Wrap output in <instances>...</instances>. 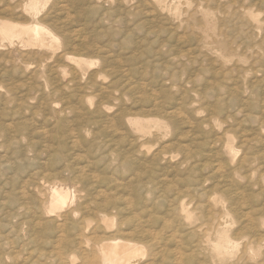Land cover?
<instances>
[{"label": "bare ground", "instance_id": "bare-ground-1", "mask_svg": "<svg viewBox=\"0 0 264 264\" xmlns=\"http://www.w3.org/2000/svg\"><path fill=\"white\" fill-rule=\"evenodd\" d=\"M50 1L51 0H23L21 3H19V5L15 3L16 6H18L16 8L17 9L19 8L21 13L26 15L27 17L26 21L20 22V21H15L18 18L16 19L14 18L15 19L14 20V19L0 17V50H3V48H5V50L8 49L6 52L4 51L2 53L0 52V57H1L0 59L2 60L4 59L8 63H15V57L17 56L20 57L21 55L24 56L27 53L35 57L37 56L36 58L41 57L40 58L41 59L40 64H41V63H46L50 59H53L55 56H57L58 53L56 50H58L60 47H63V49L65 50L64 47H69L74 45V41H75L74 36L71 34L72 32L70 30L69 33L64 31L65 29L63 28L64 26L62 25L63 21L60 22L62 23L61 25L63 26L61 27L58 25L59 24L57 23L58 21L56 22L55 19L51 20L53 18L52 16L51 18L49 14L46 15L43 14V11H45V8L47 7ZM61 1L63 2V0ZM138 1H146V0H138ZM147 1H149L150 4L152 3L154 7H156L155 10L158 9V11L176 17L182 23L193 22V24L190 23V27H189V29L193 33L192 40L190 41L191 43L192 42L194 43L193 48L195 50L199 49V50L209 51L212 54H214L218 59L222 60V62H224L225 64H229L232 61V58H234L235 54L237 53V50L231 49L230 47L231 43L228 44L226 42L227 38L226 40L224 38V36H229L235 33L232 32L233 30H231L232 34L226 35L229 31L228 28L230 27L229 23L231 22V19H234L238 16V21H239L238 23L240 24L246 23L243 24L246 25V27H248L247 24H249L250 25L249 27H251L252 31L254 30L259 32L264 31V20L260 19V14L257 13L251 5L245 6L244 4H241L243 2L239 4L238 9L234 7L235 9H233L232 12L233 14H231L230 16L226 15V11L225 13L221 14L222 11L219 10L221 14L220 16L221 20L218 17L217 10L216 11L213 10V8H215L216 5L213 8L211 7L212 5L210 6V4H212L216 0H202V2L204 1L206 3L203 4L202 2H199L198 5L197 4L194 5L197 7H194L192 3L187 2L188 9L185 8V11L187 10L186 12H188L187 18L186 20L185 18L184 20H182L181 19L182 10L180 6L181 0H147ZM252 1H253L252 4L257 3L254 2V0ZM234 2L236 4L239 3L238 0H235ZM58 3L60 4L61 2L58 1ZM58 3H56V6L58 5ZM230 3H232V1ZM230 3L228 2L227 4ZM233 3L232 5H236L235 3L234 4ZM262 3L263 1L261 2V4ZM144 5L146 6V4ZM224 5H222V7ZM149 8L151 9V7ZM65 10L67 11V9ZM149 12L151 13V11ZM184 13L185 12H183V14ZM197 15L200 18H197ZM152 17H157V16L154 15ZM10 18H13V16H10ZM56 18L58 20V17ZM159 18L161 19V17ZM171 19L173 20V18ZM151 21L152 20H150V23ZM159 26L161 25L159 24ZM149 28L152 29L153 27L152 28L149 27ZM231 28L232 27H230V29ZM154 30H156V28ZM160 30L163 31V29ZM167 30H170V28ZM165 32L167 31L165 30ZM182 32H180V34ZM253 33L255 34L256 32ZM146 34H151V33L147 32ZM159 35H161L160 32ZM175 36L176 35H174V37ZM239 36L240 35L238 34V37ZM185 38L183 39L186 40ZM254 38L252 35V38L250 39H254ZM157 39H159V36ZM241 39H243V42L248 41V40H244V38ZM235 40L237 41L236 36H235ZM235 40L233 41V43L235 42ZM186 41L189 43L188 40ZM86 43L84 44V47L87 50L89 49L94 50L95 49L94 47H97L95 45H88ZM176 43H179V41ZM263 43L264 42H262V44ZM169 44L170 43L163 40V42L160 43V47L161 48L165 47L166 49L172 48L173 46ZM183 46H185V44L184 45L182 44L181 47ZM176 47L177 46H175V48ZM181 47H179L178 50H180ZM245 48L243 47V49ZM252 48L254 49V46ZM241 53L242 55L245 56V54H243V51ZM256 54L257 53H255V55ZM204 55H207V52ZM177 56L178 55H176V57ZM59 57L66 59V61L72 64L71 66H74V68L68 66L69 68H71L69 69L67 66L63 64L57 63L55 65L56 70L59 71L60 74L64 76V78L67 74L73 72L71 73L73 75L72 76L73 80H71L70 78L67 82V85L69 82L73 83L74 79L76 80L78 77H81L82 75L83 76L86 75L87 70H85L84 68L85 66L92 67L96 63L80 55L76 56L66 52ZM198 58H200V56ZM240 58H241L240 62L245 61V58L239 57V59ZM177 59L179 58L177 57ZM210 59H208L209 64L211 62ZM214 60L216 61V59ZM109 62L110 61L108 60V58L105 57L102 58L99 70L87 74L88 77L87 79L89 80L87 82L88 83L87 85H89V83L91 84V80L93 81L96 77L100 75L104 76L103 74L105 72L104 70L106 68L108 69L110 68ZM199 62L201 63V61ZM237 62L239 63V61ZM23 64L24 65L22 66L26 71H30L32 68H34L33 67L34 63L31 62L28 63L27 61H24ZM169 64L172 66V63ZM182 64L185 65L186 63H182ZM182 64L181 67H183ZM202 64L200 67H203ZM166 66L164 68H166ZM37 67L38 70H34L35 73L33 72L36 75L37 73H41L40 72L41 66H37ZM185 67H187V65ZM14 69L18 71L16 67ZM213 69L211 72H213ZM237 69L241 70L240 68ZM170 70L171 69H169L168 71ZM200 70L202 72L201 68ZM252 70L253 69L250 68V71ZM134 71L135 70H132L131 72ZM177 71L175 70L174 72L171 71L172 73L170 72V74L166 72L169 74V77L166 80H168L172 86L178 85L177 81L179 82L178 79L179 74L175 73ZM220 71L221 70L219 69L218 72ZM199 72L197 71L198 74H196V76H198L201 73ZM205 72H207V70ZM179 73L182 74V72ZM44 74L40 75V78L43 80V86L45 87L46 90L49 91V95H52L56 93V91L58 90L55 89V87H52V89L54 90L52 91L50 87L51 85L54 84V83L52 84V82L55 81L53 77H51L50 75L46 76ZM110 74L113 80L111 81L112 85L116 87L121 85L120 87L122 88L126 87L125 86L126 84H123V80H124L123 77H127L125 73H122V76L120 74L116 75L117 72L116 73L112 72ZM191 74L188 77H187L188 72L186 74L187 77L186 81L189 84L192 81ZM180 76L182 77V75ZM200 76L202 75L200 74ZM228 76H230V74ZM181 77L180 79H182ZM227 78L230 77H226V80ZM238 78L239 77H237L236 80H238ZM220 80L218 82H220ZM60 82L62 83V80H60ZM216 82L214 83V85H216ZM181 83L183 82L181 81ZM34 85L35 87L40 86L36 84ZM67 85L64 84L65 87ZM194 85L196 84L193 83L192 87H194ZM205 86L208 87L207 84ZM209 86L212 87L213 85L210 84ZM220 86L221 85L219 84V88ZM32 88L30 90H32ZM36 89L38 90V87ZM207 89H211V88L209 87ZM214 89L215 91L218 92L216 88ZM196 90L197 89H195V92ZM118 91H119V95L114 99L121 100L122 102V98L124 97L126 92L124 90L123 92L122 90H120V88L118 89ZM7 92L12 93L13 88H10L9 91L7 90ZM29 92L31 93V91ZM136 92H138L137 89ZM203 92L205 93V91ZM130 93H132L131 89L129 92V96ZM15 95L17 96L18 94H16L15 92ZM72 95L73 94H71V96ZM74 97L76 96L74 95ZM98 97L101 98V96L99 95ZM217 97H220V99L223 98L222 96H217ZM90 98L91 97L84 95L81 98H79V100L76 99L77 101H79L78 104H76L77 106L70 105L68 103L65 104L63 102L61 104L64 105L60 106L59 102L57 101L50 100V103L48 101H45L49 103L47 108L48 110L45 111L46 112V114L44 113L45 116L43 115L44 118H42L41 126L37 128L33 127V125L31 127L29 123L27 125L26 121L24 123V119L27 116V114L26 116L24 115L25 113H23L22 108L18 110L12 108L15 111L14 112L11 111L12 113L10 115L8 123H4V124L2 123V125L0 126V142H1L0 148L2 147L4 149L5 148L10 149V147H15V145L21 146L22 144H24L26 150H28V152L31 153L32 155L31 157L32 159H30L32 169L30 168V166L29 167L26 166L28 167V169L30 168L31 170L27 172V175L25 174V172H23L26 175L23 178L24 180L22 179L21 182L19 181L20 184H17V186H15L14 188H11L7 193L5 192L6 196L0 198V264H264V237L258 236L260 232V228L264 227V156L263 155L260 156V154H258L263 149L262 147H261L262 149L261 148L258 149V150L261 149L259 152H254V150L256 149L253 150V148H256L257 146L251 147L252 145L250 144L253 142L249 140L250 141L249 143L247 140H245V138L244 140L240 141L241 143L238 148L234 145L235 143L233 144L230 140L223 141L220 147L218 148L220 149L222 147V149L229 152L231 156H233V159L235 160L233 164L228 163L229 161L226 162L227 158L224 161L222 159L224 157H220L221 160L220 159L219 161L216 160L217 163H215V160H213L215 164L211 161L213 164L211 165L205 162L206 157L204 158L203 154L202 156H197L196 155L197 153L196 152L194 153V150L193 153L191 152L189 153L188 149H187L188 151L185 149L186 151L185 150L184 151L186 153H184L183 156L178 158L177 157L178 155L177 156L174 155L176 153L172 154V152L170 151H165L167 149L164 150H159L158 148L153 149L150 145L154 142L161 140L164 137L163 136L164 131H162L163 122L161 121L162 119L161 117L155 119L141 120L136 116V114L133 115L130 112L129 114L125 112H123L122 114L118 113L117 115L119 114L120 115L118 120L115 119L117 121L114 122L115 124L114 127H112L113 129L112 132H108L111 131L108 130V128H105L108 131L107 130L104 131V129L97 130L95 129L94 126L96 123L95 118H92L94 119L93 121H95L93 122L91 121L92 119L91 120L89 119V116L87 117L85 116L84 111H83L84 114L81 111L83 108H81L82 106L80 104H82L83 100H85L84 102L88 101L89 104L92 106L93 102L92 99ZM47 99L48 98H46V100ZM109 99L111 98H108V100ZM130 99L132 100L131 97ZM21 100H23L22 103H24L25 100L27 101V99H21ZM9 102H10L9 99H7V102H5V104H8ZM97 103L101 105L99 102ZM24 104L27 103L25 102ZM103 104H107V103L104 102ZM99 105L96 109L101 108ZM109 106H111V104ZM181 107L183 108V106ZM211 107L209 109H211ZM170 108H174V107H170ZM8 109L10 108L8 107ZM67 110H69V113L72 114L73 117L76 119L75 122H73L70 119L72 123L75 124H73V126L71 125L72 127L70 129L69 139L70 140L72 139V145L76 143L80 144L81 142L86 143L88 146V152H87L88 154L86 156L81 155L82 157L77 156L78 158H73L74 156H72L73 160H71V158H66L68 157L69 154L66 157L64 156V154H62L64 157H62L63 159L60 157V159H62V163L60 162L61 164L55 163L56 161L54 162L53 161L42 162V160L39 161V155L41 152L40 149H42L43 147L41 146V144H44L45 141L47 142V146H46L47 149H44L43 151L46 150L47 152V150H49L50 148V146H48L49 143H53V141L59 142L58 150H63L66 148L64 141L65 138L67 139L68 131L62 130L66 128V126L63 124L64 121H62L61 115ZM219 110L221 109H217V111ZM215 112L216 111H214L213 113ZM32 113L31 116L35 117L34 114ZM215 114H217V112ZM6 115L9 114L6 113ZM65 116L66 117H64L63 119L65 118L67 119V115ZM37 117H40V115ZM48 117L53 119H48ZM216 117L218 118V116ZM96 118L98 119L97 113H96ZM174 118L177 122L176 116ZM174 118L172 120H174ZM211 118H213V116H211ZM206 119H210V117ZM31 120L33 119L31 118ZM207 124L209 123L207 122ZM12 125H15L17 128L15 127L16 129L13 130L11 128ZM199 126L200 125H198V128ZM49 127H51L50 130L51 132L48 131ZM177 127L178 125L175 126L174 128ZM128 129L132 134H134L132 135V139L131 140L127 139V141L123 142L122 139L124 140L125 138L124 137L120 140V142H118V139L116 137H122L123 135L125 136V134H127L126 131ZM41 130L45 132H42ZM225 130L226 129H224V131ZM52 131H54L56 134L54 133L55 135L52 134L50 135ZM200 133L202 134V132ZM195 134H198V131ZM36 135L38 139H40L41 141L42 140L45 141L40 142L36 138ZM176 135L178 134L176 133ZM173 138H175V136ZM201 138H204V136ZM201 138L199 139L201 140ZM193 139L194 136L192 140ZM199 139L197 138V140ZM174 140L176 139H173V141ZM175 142L174 144H176L178 141L176 143ZM190 142H188L187 144H189ZM53 146L56 147L57 144L56 146L55 145ZM122 146H126V147H124V149L122 150V148H120ZM202 146L200 145V147ZM201 149H203V147L200 148V150ZM11 150H15V149L13 148ZM18 150H20V148ZM178 150L181 149L179 148ZM65 152L68 151L65 150ZM239 153L240 155H238ZM22 156L27 157L28 155L26 153L25 154L22 153ZM21 158L22 157H20L19 159ZM53 159L56 160L57 157L56 159L55 158ZM16 160L20 162V160L18 159ZM19 162H17V164ZM20 167L23 166H19L18 168ZM21 177L22 176H20V178Z\"/></svg>", "mask_w": 264, "mask_h": 264}, {"label": "rangeland", "instance_id": "rangeland-1", "mask_svg": "<svg viewBox=\"0 0 264 264\" xmlns=\"http://www.w3.org/2000/svg\"><path fill=\"white\" fill-rule=\"evenodd\" d=\"M22 1L23 0H9V1L8 0H0V17L1 18H9V19L18 18L16 20L15 19L14 20L20 21V22L26 21L27 20L26 15L21 13L19 8L18 9L16 8V7H18V6H16V4L19 5V3H21ZM54 1L55 0H51L49 2L47 7L45 8V11H43V14H45V15L49 14L50 17L52 16L53 18L51 17L52 19L51 18L50 19L51 20L55 19L56 22L58 21L57 23H59L58 24L59 26H61V27L64 26L63 27L65 29L64 31L69 33V30H70L72 32V33L71 32L70 33L74 36V39H75L74 45L69 46V47H64L65 50L63 49V47H60L58 50H56L58 53L57 56H55L53 59H50L46 63H41V64H40V61H41L40 58L41 57L36 58L37 56L35 57V56H33L31 54H27V53H26V55H24L25 57L22 55L20 57L19 56L15 57V63L16 64L15 63H8L4 59H3L4 61L2 59H0V86H1V88H0V126L2 125V123L3 124L8 123L10 115L12 113L11 111L14 112L15 110L22 108L23 113H25L24 115L26 116V114H27V116H26L27 118L25 117L24 123L26 121L27 125L29 123V125L31 127L33 125V127L37 128V127L41 126V124H42V118H44V116L46 114L45 111L48 110L47 108H48V104L50 103V100L59 102L60 106L64 105V104H61L62 102L65 104L68 103L70 105H76L79 102L77 100H79V98H81L82 96L86 95V96L91 97L90 99H92L93 104L91 106L88 101L84 102L85 100H83L85 106L83 105V102H82V104H80L82 106L81 108H83L81 111L83 114L85 112V116L86 117L89 116L90 120L92 118H95L96 123L94 126H95V129H97V130H100V129L103 130L104 129V131H106L107 129H105V128H108V130H111V131H108V130L107 131L112 132V130H113L112 127H114V124H115L114 122L118 120L119 115L122 114L123 112L128 113V114L130 112L133 115L136 114V116L138 118H140L141 120L155 119V118L161 117L162 118L161 121L163 122L162 131H164V134H163L164 137L161 140L154 142L150 145L153 149H157V148L159 150L167 149L165 151H170V152H172V154L176 153L174 155H176V156L178 155L177 156L178 158L183 156L184 153H186L185 151L188 149L189 151L188 150L187 151L189 153L190 152L193 153V150H194V153L196 152L197 156H202V154H203V157L204 158L206 157L205 158L206 160L204 159L205 162H207L211 165H213L212 162L214 163L213 160H215V163H217L216 160H218V161H219V159L221 160L220 157H224V158H222L224 161L227 158L226 162L229 161L228 163L233 164L235 161L233 159V156H231V154L229 152L222 149V147L220 149L218 147H220V145L222 144L223 141L230 140L233 144L235 143L234 145L238 148L240 146V143H241L240 141L244 140V138L249 143H250V141L253 142L250 144V145H252L251 147L257 146L256 148H253V150L256 149V150H254V152H259L263 148L262 149L263 151L261 150L262 154H261V152H259L258 154H260V156H262V155L264 156V100H263L264 99V49H263L264 43L262 44V42H264V31H262V32H259L256 30L252 31L251 27H249L250 26L249 24H247V26L249 27L248 28V27H246V25H243L246 23H242V24L238 23L239 22L238 16L234 19H231L229 26L232 28L231 29H230V27L228 28L229 31L226 35L232 34V32H235V33L232 34L233 36L232 35L224 36V38H225V40L227 38L226 42L228 44L231 43L230 44L231 46L230 45L229 46L231 47L232 50H237V53L235 54L234 58H232V61L229 64H225L224 62H222V60L218 59L211 52L205 51V50H199L197 48H196L197 50H195L193 48L194 43L192 42L193 43L192 44L190 42L192 40V34L193 33L189 29L190 23L193 24V22L182 23L176 17H173V16L168 15L166 13H163L161 11H158V9H156L157 10L156 11L155 10L156 7H154V5L152 3H151L152 5H151L149 3V1H147V0H146L147 3H146V1H138V0H63V2L61 0H57L55 2ZM58 1H60L61 3L59 4ZM219 1L218 0L214 1L215 3L213 2L212 4H210V6L212 5L211 7L213 8L216 5V7L213 8V10L214 11L217 10L218 17L220 18V20H221L220 16L222 13H225V11H226V15L230 16L231 14H233L232 13L233 9H235V8L238 9V6L241 2H243L241 4H244L245 6L251 5L253 7V9L257 13L260 14V19L264 20V0H258V1L254 0V2H257L254 4H252L253 3L252 0H244V1L238 0L239 1L238 4H236L234 2L235 0H219ZM231 1H232V3L234 2L236 5H232V3H230ZM262 1H263V3L261 4ZM142 2H144V3H142ZM182 2H183V4H182ZM187 2L192 3V5L194 6L196 4L198 5V3L202 2V0H181L180 6H181V10H182V18H181L182 20H184V18L186 20V18H187L188 12H186L187 10L185 11V8L188 9ZM228 2L230 4H227ZM56 3H58L57 6H56ZM202 3L204 4L206 2L203 1ZM52 4H53V6H52ZM144 4H146V6ZM64 5H66V6H64ZM222 5H224V6L222 7ZM50 6H51V8H50ZM254 6H255V8H254ZM54 7H56V8H54ZM149 7H151V9ZM194 7H197V6H194ZM221 7L223 10L221 9ZM55 9H56V11H55ZM57 9L59 10V12ZM60 9H61V11H60ZM65 9H67V11ZM219 10L222 11L221 14H220ZM149 11H151V13ZM183 12H185V13L183 14ZM19 13H20V15H19ZM104 13H105V15H104ZM59 14H61V15H59ZM151 14H152V16L155 15L157 17H152ZM158 15H160V16H158ZM238 15H240V14H238ZM10 16H13V18H10ZM164 16H165V19H164ZM56 17H58V20ZM159 17H161V19ZM171 18H173V20ZM197 18H200V17L197 15ZM150 20H152L151 23H150ZM61 21H63L62 22L63 24L60 23ZM167 21L169 22V24ZM166 22H167V24H166ZM153 24L155 25V27ZM159 24L161 26H159ZM234 24H236V25H234ZM239 24H240V27H239ZM174 25L176 26V28ZM149 27H151V28L153 27V28L150 29ZM166 27H167V29L170 28V30H167ZM155 28H156V30H154ZM179 28H180V30H179ZM160 29H163V31ZM165 30L167 32H165ZM231 30H233V31L231 32ZM243 30H245V31H243ZM246 31H248V32H246ZM147 32L151 33V34H146ZM159 32L161 35H159ZM177 32H178V35H177ZM180 32H182V33L180 34ZM253 32H256V33L254 34ZM235 34H237V35H235ZM238 34L240 35L239 37H238ZM242 34H243V36H242ZM245 34L247 37L245 36ZM247 34H249V35H247ZM169 35H170V37H169ZM174 35H176V36L174 37ZM234 35L236 36L237 41L235 40ZM250 35H251V37H250ZM252 35H253V38L255 37L254 39H250V38H252ZM158 36H159V39H157ZM182 37L183 38L186 37L185 39L188 40L190 44L186 40H184ZM181 38H182V40H181ZM241 38H244V40H248V41L243 42V39H241ZM163 40L170 43L169 45H172L173 47L168 48L169 50L166 49L165 47L161 48L160 43L163 42ZM167 40H169V41H167ZM234 40H235V42H234L235 44L233 43ZM178 41H179V43H176ZM249 41H252V42H249ZM85 43L88 45H95L97 47L93 46L95 48L94 50L93 49L87 50L84 47ZM173 43H176L178 45L173 44ZM245 43H246V45H245ZM256 43H258V44H256ZM182 44L183 45L185 44V46L181 47ZM252 44H255V45H252ZM186 45H189V46H186ZM239 45H241V46H239ZM175 46H177L178 48L177 47L175 48ZM253 46H254V49L252 48ZM179 47H181L180 50H178ZM243 47L244 48L246 47V48L243 49ZM159 48H160V50H159ZM7 50L8 49L5 50V48H3V50H0V52L1 53L3 51L6 52ZM242 51L246 57L244 55H242V53H241ZM63 52L64 53L66 52V53H69L72 55H76V56L80 55V56H82L88 60H92L96 63L92 67L85 66L84 68H85V70H87L86 75H84V76L82 75L81 77H78L76 80L74 79L73 83L69 82L70 84L68 83V85H69L68 86L67 85L68 80L70 78H71V80H73L72 79L73 75L71 74L73 72L70 71L71 73H69V71H68L69 74H67L65 76V78H66L65 79L64 76L61 75L60 72L57 71L56 67H55V65L57 63H59V64L65 65L67 67L69 66L71 68H74V66H71L72 64L70 62L66 61V59L59 57V56L64 54ZM186 52L189 55L191 53L192 54L189 56ZM206 52H207V55H204V54H206ZM254 52L257 54L255 55ZM185 54L187 55V57ZM197 54H199V55H197ZM29 55H31V56H29ZM176 55H178L177 57L179 59H177ZM199 56H200V58H198ZM204 56L207 58H205ZM95 57H96V59H95ZM103 57L108 58V60L110 61L109 62L110 68L109 69L106 68L104 70L105 71L103 73L104 76L100 75V76L96 77L93 81L91 80V84L89 83V85H87L88 84L87 82L89 81L87 79L88 78L87 74H90L92 72L99 70ZM202 57H204V58H202ZM239 57L245 58V61L240 62L241 58L239 59ZM194 58H197V59H194ZM210 58H212L213 60ZM208 59H210V61L211 62L213 61V62L212 63L210 62V64H209ZM214 59H216V61ZM22 60H23V62L27 61L28 63H30V62L34 63L33 64L34 68H32L30 71H26L22 66V65H24ZM246 60H247V62H246ZM199 61H201V63ZM202 61H203V64H202ZM237 61H239V63ZM179 62L186 63V64L184 65V64L179 63ZM218 62H220V63H218ZM169 63H172V66ZM181 64L184 68L181 67ZM201 64L203 67H200ZM166 65H168V66H166ZM177 65H178V67H177ZM186 65H187V67H185ZM191 65L194 67H192ZM207 65H209V66H207ZM37 66H41V70H40L41 73H37V75H36V74H34L35 73L34 70H38ZM165 66H166V68H164ZM234 66H235V69H234ZM15 67L18 69V71H16L14 69ZM180 67H181V69H180ZM199 67L202 69V72H201ZM209 67H211L212 69L214 68L213 72H211L212 69ZM236 67L240 68L241 70L237 69ZM71 68H69V69H71ZM197 68H198V70H197ZM218 68L222 72L221 71L218 72L219 71ZM245 68H246V71H245ZM250 68L253 69L252 70L253 72L250 71ZM169 69H171V70L168 71ZM242 69L245 72H243ZM111 70L114 73L117 72L116 75L120 74L122 76V73L126 74L127 77H123V79H124L123 84H126L125 85L126 87L122 88V87H120L121 85L118 87L112 85L111 81H113V80H112V76L110 74V73H112ZM132 70H135V71L131 72ZM174 70L175 71L178 70L175 73L179 74L178 75L179 76V78H178L179 82L177 81L178 87L172 86L170 84V82L168 80H166V79H168L170 72L171 71L174 72ZM179 70H182V71H179ZM193 70H195V71H193ZM199 70L201 73L199 72ZM206 70H207V72H205ZM209 70H210V72H209ZM197 71L202 76H200V74L198 76H196V74H198ZM215 71H216V74H215ZM228 71H229V73H228ZM76 72H77V70H76ZM166 72H168L169 74ZM179 72H182V74ZM187 72H188L187 77L190 76V74L193 72L191 74L192 84H191V82L189 84L186 81ZM55 73H57V74H55ZM226 73H228V74H226ZM234 73H236L237 75ZM43 74L46 76L50 75L51 77H53L55 82H52V84L54 83L55 85L53 84L50 87H51V89H52V87H55V89H58L59 91L57 90L56 93L49 95V91L45 89V87L43 86V80L40 78V75H43ZM51 74H53L54 76ZM229 74H230V76H228ZM180 75H182V77ZM180 77L182 79H180ZM226 77H230V78H227V80H226ZM237 77H239L238 78L239 82H238V80H236ZM59 78H60V80H62V83L60 82ZM120 78H122V77H120ZM220 78H221V80H220ZM215 79L217 82L215 81ZM193 80H194V82H193ZM204 80H205V83H204ZM211 80L213 83L211 82ZM219 80H220V82H218ZM224 80H226V81H224ZM80 81H81V83H80ZM181 81L184 84L181 83ZM202 81H203V83H202ZM92 82H94V83H92ZM215 82H216V85H214ZM193 83L196 84V85H194V87H192ZM208 83H209V85L211 84L215 87L209 86ZM34 84L40 85V86L35 87ZM64 84H66L67 86L65 87ZM182 84L185 86H183ZM206 84L208 87L205 86ZM219 84L221 85L220 88H219ZM109 85H110V87H109ZM222 85L224 88L222 87ZM179 86H180V88H179ZM32 87H35V88H32ZM37 87H38V90L36 89ZM59 87H60V89H59ZM173 87H175V88H173ZM186 87L188 90L186 89ZM209 87L211 89H207ZM10 88H13L12 93L7 92V90L9 91ZM31 88H32V90H30ZM119 88H120V90H122V91L124 90L126 92L124 97L122 98V102H121V100H115L114 99V98L118 97V95H119V91H118ZM177 88H179L180 90ZM194 88L197 89L198 91L196 90V92H195ZM204 88H205V90H204ZM214 88H216V90H218V92L215 91ZM69 89H71V90H69ZM126 89H128V90H126ZM130 89H131L132 93H130V96H129ZM136 89L138 92H136ZM206 89H207V92H206ZM202 90L205 91V93ZM29 91H31V93ZM52 91H54V90L52 89ZM188 91H189L190 95L188 94ZM15 92H16V94H18L17 95L18 97L15 95ZM127 92H128V94H127ZM216 92L218 93V95ZM22 93H23V95H22ZM185 93H187V94H185ZM45 94H46V96H45ZM71 94H73L72 95L73 97L71 96ZM131 94H133V95H131ZM184 94H185V96H184ZM203 94H204V96H203ZM214 94L216 97L214 96ZM74 95L78 98L74 97ZM98 95L101 96V98L103 100L100 97H98ZM205 95H206V97H205ZM29 96H31V97H29ZM111 96L112 97L114 96V97L112 98ZM217 96H222L223 98L220 99V97H217ZM26 97H28V98H26ZM39 97H41V98H39ZM42 97H44V98H42ZM61 97H63V98H61ZM130 97L132 98V100L130 99ZM3 98L9 99L10 102L8 104H5V102H7V99L4 100ZM13 98H15V99H13ZM18 98H20V99H18ZM46 98H48V99L46 100ZM108 98H111L109 100L112 103L108 100ZM10 99H13V100H10ZM21 99H27V101L26 100L24 101V103L26 102L27 104L22 103L23 100H21ZM52 99H54V100H52ZM65 99L67 102L65 101ZM18 100H20V101H18ZM68 100H69V102H68ZM70 100H71V102H70ZM231 100H232V102H231ZM12 101H13V103H12ZM45 101H48L49 103L45 102ZM194 101H196V102H194ZM97 102H99L101 105H99ZM104 102L107 104H103ZM174 102H175V105H174ZM216 102L217 103L219 102V103L217 104ZM122 103H123V105H122ZM171 103H173V104H171ZM22 104H23V106H22ZM110 104H111V106H109ZM177 104H179V105H177ZM5 105H6V107H5ZM98 105L101 107V108L99 107L100 109H96L98 107ZM180 105L183 106V108ZM33 106L34 107L36 106V107L34 108ZM214 106H215V108H214ZM216 106H217V109H221L222 111L221 110L217 111ZM8 107L10 109H8ZM170 107H174V108H170ZM210 107L213 111L211 109H209ZM232 107H233V110H232ZM12 108L15 110H13ZM36 108H37V110H36ZM39 108H41V109H39ZM238 108H239V110H238ZM85 110H88V111H85ZM174 110H176V111H174ZM92 111H95V112H92ZM161 111H162V113H161ZM163 111H164V113H163ZM169 111H171V112H169ZM214 111H216L217 114H215L216 112L213 113ZM5 112L9 115H6ZM38 112H39V114H38ZM173 112H174V114H173ZM29 113H30V116H29ZM31 113L34 114L35 117H32ZM86 113H88V114H86ZM96 113H97L98 119L96 118ZM118 113H120V114L117 115ZM163 114H164V116H163ZM168 114H170V115H168ZM210 114H212V115H210ZM39 115H40V117H37ZM65 115H67V119L66 118L63 119L64 117H66ZM3 116L6 119H4ZM167 116L169 119L167 118ZM173 116L174 117L176 116L177 122ZM207 116L210 117V119H206V118H208ZM211 116H213V118H211ZM216 116H218V118ZM31 118L33 120H31ZM61 118H62V121L65 122V123L63 122V124L67 128V129L64 128L62 130L68 131L67 139L65 138V141H64L66 148L63 150H58L59 149L58 148L59 142L53 141V143H49L48 146H50V148H49V150H47V152H48L47 153L46 150L43 151L44 149H47L46 148L47 142L45 140H42L43 142L45 141L46 143L44 142V144H41V146H43V147H42V149H40L41 152L39 155V161L40 160H42V162L43 161L44 162L45 161L46 162L56 161L55 163L61 164L62 159H63L62 157H64V156L66 157L68 154L69 155L66 158H71V160H73L72 156H74L73 158H78V157H82L84 155L86 156L88 154L87 153L88 152V146L86 143L81 142L82 144L76 143V144L72 145V139L71 140L69 139L70 129L73 126V124H75V123H72V121L75 122L76 119L73 117L72 114L69 113V110L65 111L61 115ZM145 118H147V119H145ZM173 118H174V120H172ZM48 119H53V118L48 117ZM109 119H110V121H109ZM115 119H117V120H115ZM93 120L94 119H92L91 121H93ZM208 120L210 122H212L213 124L210 123ZM95 121H93V122H95ZM174 121H175L176 125L174 124ZM202 121H205V122H202ZM66 122H68V123H66ZM70 122H71V124H70ZM207 122L209 124H207ZM99 123H100L101 127L99 126ZM111 124H112V126H111ZM210 124H211V126H210ZM172 125L173 126L178 125V127L174 128L175 126L173 127ZM198 125H200L199 128H198ZM15 127H16L15 125H12L11 128L13 130H15L17 128V127L15 128ZM98 127H100V128H98ZM201 127H203V128H201ZM45 129H47V128H45ZM175 129H176V132H175ZM201 129H202V131H201ZM224 129H226V130L224 131ZM50 130H51V127L48 128L49 132H51ZM41 131L45 132L43 130H41ZM127 131H126L127 134H125V136L123 135L122 137H116L118 139V142H120V140L124 137H125L124 140L122 139L123 142L127 141V139L128 140L132 139V135H134V134H132L129 131V129ZM197 131H198V134H195V133H197ZM59 132H61V131H59ZM200 132H202V134ZM204 132H206V133H204ZM54 133L55 132L52 131V133H50V135L51 134L55 135L56 133L55 134ZM176 133L178 135H176ZM128 134H130V135H128ZM60 135H63V134H60ZM196 135H198V136H196ZM199 135H200V137H199ZM174 136H175V138H173ZM179 136H181V137H179ZM193 136H194V139H193L194 141L192 140ZM203 136H204V138H201ZM223 136H224V138H223ZM196 137L198 139L201 138V140L200 139L197 140ZM36 138H37V135H36ZM171 138L176 139V140L173 141V139H171ZM38 140L40 142H42L40 139H38ZM175 141L176 142L178 141V142L176 143ZM174 142L176 144H174ZM188 142H190V143L187 144ZM54 143H56L57 146ZM195 143L197 144V146ZM0 144H1V142H0ZM52 144L55 145L57 148L54 147ZM198 144H200L201 146L203 145L202 146L203 149L200 150V148H202V147H200V145H198ZM183 145L186 147H184ZM23 146H24V144H22L21 146L15 145V147H10V149H6V148L4 149L2 147L0 148V159H1L0 160L1 161L0 162V191H2V192H0L1 193L0 198L6 196L5 194L11 188H14L15 186H17V184H20L22 179L27 175V172H29L32 169L31 168V162H30V159H32L31 158L32 155H31V153L28 152V150H26L25 146L24 147ZM173 146H175V147H173ZM124 147H126V146H122L120 148H122V150H123ZM13 148L15 150H11ZM19 148H20V150H18ZM179 148L182 151L178 150ZM259 148H261V149L258 150ZM50 149H52V150H50ZM206 149H208V150H206ZM213 149L216 151H214ZM53 150H54V152H53ZM65 150L68 152H65ZM220 150L222 151V153ZM24 152L28 155L27 157L22 156V153L25 154ZM182 152H183V154H182ZM2 153L5 155H3ZM11 154L14 156H12ZM46 154H49V155H46ZM62 154H64V156ZM215 155H217L218 157ZM238 155H240V153ZM8 156H9V158H8ZM20 157H22L21 158L22 160L19 159ZM56 157H57V159H56ZM60 157L62 159H60ZM213 157H215V158H213ZM4 158L10 162L5 160ZM53 158H55L56 160H54ZM11 159L12 160L15 159V160L12 161ZM16 159L20 160V162L17 161ZM16 161L19 163L17 164ZM16 165H18V166H16ZM19 166H23L24 168L20 167L21 168L20 169V168H18ZM26 166H28V167L30 166L31 169L30 168L28 169V167H26ZM10 167H11V169H10ZM14 170H16V171H14ZM23 172H25L26 175ZM20 176H22V177L20 178ZM258 236L264 237V227L260 228V232H259Z\"/></svg>", "mask_w": 264, "mask_h": 264}]
</instances>
